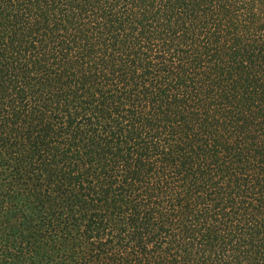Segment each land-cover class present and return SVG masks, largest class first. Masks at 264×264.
<instances>
[{
  "label": "trees",
  "instance_id": "1",
  "mask_svg": "<svg viewBox=\"0 0 264 264\" xmlns=\"http://www.w3.org/2000/svg\"><path fill=\"white\" fill-rule=\"evenodd\" d=\"M0 264H264V0H0Z\"/></svg>",
  "mask_w": 264,
  "mask_h": 264
}]
</instances>
